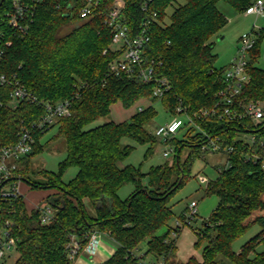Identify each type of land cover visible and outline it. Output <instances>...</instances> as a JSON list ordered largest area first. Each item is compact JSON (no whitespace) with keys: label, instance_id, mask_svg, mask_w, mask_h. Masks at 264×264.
<instances>
[{"label":"trees","instance_id":"obj_1","mask_svg":"<svg viewBox=\"0 0 264 264\" xmlns=\"http://www.w3.org/2000/svg\"><path fill=\"white\" fill-rule=\"evenodd\" d=\"M220 1L242 13L255 0H184L168 22L167 10L177 0H152L147 12L142 10L144 0H101L99 8L84 20L78 14L80 1L47 0L38 5L26 35H9L12 45L0 60V74L17 75L21 85L39 100H72L71 115L58 119L50 128L57 126V137H62L66 145L67 156L58 172L44 171V182H32L23 176L31 191H48L40 206L55 200L51 205L55 210L53 221L42 224L40 209L32 208L25 196L0 198V236L1 229H8L16 240L15 264H71L66 256L70 236H78L85 246L88 239L84 235L93 232L108 235L118 244L112 257L96 264H138L140 256L135 252L144 243V257L151 256V260L163 264H264V249L259 250L264 245V162L246 159L252 148L243 139L246 133L263 135L264 121L257 126L249 117L200 122L203 132L235 149L228 155L231 167L218 172L205 188V195L216 196L219 202L195 229V248L201 251V262L194 255L187 262L178 259V237L183 227H194L192 223L186 225L182 215L178 221L183 226L171 228L173 212L169 204L171 196L191 178L195 161L202 153H209L201 149L207 140L203 133L190 128L183 138L177 135L172 139L176 146L172 164L166 162L143 173L140 168H120L118 164L134 150L132 145L123 144L126 138L148 144L146 157L160 144L147 129L157 116L152 105L129 121L88 128L108 116L117 102L128 109L152 99V84L127 75L108 76L109 65L122 53L113 46V31L104 24L116 2L123 4L132 36L145 19L149 21L150 42L145 57L161 60L162 75L173 83L169 93L152 102L160 101L171 117L180 105L189 113L214 107L218 92L225 88L226 67H215L217 54L211 41L227 24L217 7ZM11 4L12 0H0V14ZM263 39L261 31L249 53L248 81L240 95L245 102H264V69L256 65ZM10 89L7 86L1 90L5 101L0 109L1 145L16 143L21 128L44 114V109L35 104L21 103L14 108ZM47 131L35 132L33 153L18 162L20 174L43 151L40 141ZM186 147L192 151L183 160ZM258 153L264 158L263 148ZM71 167L78 172L64 183L62 177ZM129 184L134 190L121 199L120 191ZM55 189L62 194L54 195L51 191ZM255 226L260 231L235 251L234 243Z\"/></svg>","mask_w":264,"mask_h":264},{"label":"built area","instance_id":"obj_2","mask_svg":"<svg viewBox=\"0 0 264 264\" xmlns=\"http://www.w3.org/2000/svg\"><path fill=\"white\" fill-rule=\"evenodd\" d=\"M47 0H12L10 9L0 14V60L6 50L11 47L12 41L9 39L11 34L26 35L34 23L37 7ZM80 1L81 8L78 12L80 19H88L101 4V0H76ZM152 0H144L142 10L147 12L149 3ZM70 4V11L73 10ZM246 16L254 15L256 17L264 16V0H255L244 11ZM129 20L123 13V4L116 2L114 8L107 13L104 24L113 31V46L117 50H122L119 58L114 60L108 68V76L127 75L136 78L141 83L152 84V97L161 100L173 88L172 81L162 75L160 69L163 62L156 58L148 59L145 57V51L150 42L149 21L145 19L140 26L139 31L134 36L131 35ZM259 32L255 29L250 34H243L240 38V47L237 55L233 58L231 64L226 68L223 79L225 88L218 92V101L212 108H204L194 113H189L188 109L180 105L176 109V115L164 125L155 129L154 136L164 145L163 157L168 159L176 154V146L172 139L181 133H187L190 128L202 132L207 140L202 144L201 149L209 153L227 154V163L224 168H219L222 172L231 167L229 154L234 152V148L224 146L220 138H212L202 131L200 122L213 118L228 119L229 121H240L244 118H251L257 126L264 121V102L247 101L240 99L245 84L248 81L246 72L249 61V53L254 48ZM10 87L9 97L11 104L17 108L21 103H30L40 106L44 109V114L38 120L33 121L27 126H23L18 134V140L11 145L0 144V198L4 200L17 199L22 196L20 186L21 181L18 178V162L33 153L35 144V132H44L49 130L60 118H66L71 115L72 100L59 102H49L39 100L25 87L21 85L17 75L8 77L0 74V109L5 105L1 90ZM143 108H140L142 111ZM250 133H246V137ZM261 143V142H260ZM255 135L248 143L252 152L246 156L247 160L255 161L264 158L258 153L263 148L264 143L260 144ZM199 181L208 183V179L199 176ZM9 186L8 188H6ZM198 204L192 201L185 213V224L189 225L197 216ZM41 211V223L48 224L53 221L55 210L50 204L38 206ZM184 223L177 221L178 226ZM102 233L93 232L84 235L88 242L85 246L76 235H71L66 245V256L71 264L85 250L95 254L100 244ZM175 237L176 234L173 233ZM16 247V240L11 236L8 229H4L0 236V261ZM2 264V261L0 262ZM138 264H163L162 261L145 260L140 256Z\"/></svg>","mask_w":264,"mask_h":264},{"label":"rangeland","instance_id":"obj_3","mask_svg":"<svg viewBox=\"0 0 264 264\" xmlns=\"http://www.w3.org/2000/svg\"><path fill=\"white\" fill-rule=\"evenodd\" d=\"M183 4L184 0H177V2L173 3V5L168 8L167 22L169 21V17L173 13V11L179 5ZM217 7L219 11H221L226 16L227 24L217 35L212 38L211 41L214 44L215 53L217 54L215 67L223 68L226 67V65L231 64L233 58L237 55L238 48L240 47V38L243 34H250L255 29L258 32H264V16H246L244 12H238L231 5L224 1H220L217 4ZM260 50L261 56L257 62V66L264 69V39L260 45ZM151 98L153 99L154 97ZM152 99L142 100L128 109L124 108L120 102H117L111 107V112L108 116L98 119L94 123L90 124L88 128H94L96 126L103 125L109 122L121 123L124 121H129L135 114L140 111V108L144 109L152 105L157 112V116L147 126V129L154 135L155 129L169 122L172 117L166 112L160 101L152 102ZM57 134V126H54L52 129L48 130L47 133L41 138L40 143L44 146L43 151L32 158L29 169L25 170L22 173L23 175L20 174V172H17L18 178H20L21 180L18 183L19 186L23 185L24 187H27L23 176L27 177V179L32 182H44L45 178L42 175L44 171L51 173L58 172L59 164L65 160L67 153L65 140L62 137L58 138ZM184 134L185 133H181L178 135V137L183 138ZM253 135L259 136V143H264V134L261 135L259 133L248 134L246 137H243V139L247 143H250V139L253 137ZM185 139L189 140L188 137H186ZM123 144L132 145L134 147V150L131 155L124 162H122V165H130L136 168H140L143 173H148L152 167L163 165L166 162L172 164L174 160V157H170L168 159L163 157L162 154L164 151V145L162 144V142H160V144L156 147L155 152L148 157H146V153L149 147L148 144H139L129 138L124 139ZM191 151V148L186 147L183 151L182 159H186V157L191 153ZM226 163L227 154L220 152L202 153L201 158H198L195 161L191 173V178L184 184L182 188H180L175 194L171 196L169 204L173 212V218L171 219L169 224L171 228H175L178 226V218L182 215H185L192 201L197 202L198 213L195 219L192 221V226L194 228L186 226L188 231H190L192 234L196 233L195 229L201 226V222L210 217L211 213L216 209L219 199L216 196L205 195V188L210 184L212 180H215L218 177V169L224 168L226 166ZM77 172L78 169L76 167L69 168L64 173L62 181L64 183L70 182L76 176ZM199 176L206 177L209 180L208 183L205 184L200 182ZM8 187L9 186H7L6 188ZM133 190L134 187L130 184L123 187V189L119 193L121 199L127 198ZM51 192H53L54 195L62 194L60 190L56 189L52 190ZM47 193L48 191L45 190L34 191L30 194L27 193L24 198L29 202L30 199H40ZM30 195L32 198H30ZM38 206H40V204H38ZM38 206H36V208ZM163 231L164 230H161L160 233H162ZM259 231L260 228L258 226H255L250 229L244 236H242L234 243V250L237 252L240 251L244 243L250 240ZM1 232H3L2 229ZM263 249L264 245H261L259 247V250L261 251ZM194 250V256H196L199 262H201V251L196 250L195 246ZM145 252L146 244L144 243L139 246L135 253L137 256H144ZM144 258L145 260H149L151 256H146ZM1 261L2 264H15V251H10Z\"/></svg>","mask_w":264,"mask_h":264},{"label":"crops","instance_id":"obj_4","mask_svg":"<svg viewBox=\"0 0 264 264\" xmlns=\"http://www.w3.org/2000/svg\"><path fill=\"white\" fill-rule=\"evenodd\" d=\"M229 65H226V68ZM118 166L120 168L125 167L122 165V162H120ZM20 191L22 196H26L27 193L30 194L34 192L30 190L29 186L24 187L23 185L20 186ZM31 195L30 198H32ZM48 195L49 194L47 193L45 194V196L37 200H34L33 198L30 199L29 205L32 208H36V206H38V204H40L43 200H45V198ZM196 241H197L196 233L192 234L190 231L187 230L186 227H184L177 240V248H178L177 257L180 261L187 262L191 256L195 255L194 246ZM117 249H118V244L115 241H113L108 235L102 234L100 236V244L97 247L96 253L91 254L89 251L85 250L76 258L73 264H96L99 262H103L109 259L110 257H112V255L116 252Z\"/></svg>","mask_w":264,"mask_h":264},{"label":"water","instance_id":"obj_5","mask_svg":"<svg viewBox=\"0 0 264 264\" xmlns=\"http://www.w3.org/2000/svg\"><path fill=\"white\" fill-rule=\"evenodd\" d=\"M0 188H1V187H0ZM54 201H55V200L50 199L49 202H48V204L52 205V204L54 203Z\"/></svg>","mask_w":264,"mask_h":264}]
</instances>
